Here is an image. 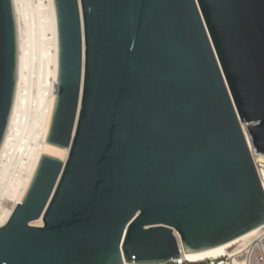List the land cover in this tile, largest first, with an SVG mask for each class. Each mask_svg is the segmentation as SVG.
Returning a JSON list of instances; mask_svg holds the SVG:
<instances>
[{
    "label": "water",
    "instance_id": "95a60500",
    "mask_svg": "<svg viewBox=\"0 0 264 264\" xmlns=\"http://www.w3.org/2000/svg\"><path fill=\"white\" fill-rule=\"evenodd\" d=\"M53 1L69 154L40 156L0 264H166L264 226V0ZM18 65L0 0V149Z\"/></svg>",
    "mask_w": 264,
    "mask_h": 264
},
{
    "label": "bare ground",
    "instance_id": "6f19581e",
    "mask_svg": "<svg viewBox=\"0 0 264 264\" xmlns=\"http://www.w3.org/2000/svg\"><path fill=\"white\" fill-rule=\"evenodd\" d=\"M19 36V65L15 102L0 149V225L22 200L40 156L66 160L69 149L46 142L57 93L58 40L53 0H14ZM243 129L251 142L244 123ZM33 224L41 225L42 220ZM261 231L256 228L219 246L182 255L199 262L230 253L240 242ZM227 264V263H223Z\"/></svg>",
    "mask_w": 264,
    "mask_h": 264
},
{
    "label": "built area",
    "instance_id": "2783aa9c",
    "mask_svg": "<svg viewBox=\"0 0 264 264\" xmlns=\"http://www.w3.org/2000/svg\"><path fill=\"white\" fill-rule=\"evenodd\" d=\"M250 146V145H249ZM251 155L264 190V154L250 146ZM181 251L179 257L166 264H264V226L258 234L247 241L237 243L226 255L207 260L192 262L186 259ZM125 264H130L125 262ZM136 264V263H131Z\"/></svg>",
    "mask_w": 264,
    "mask_h": 264
},
{
    "label": "rangeland",
    "instance_id": "374dc122",
    "mask_svg": "<svg viewBox=\"0 0 264 264\" xmlns=\"http://www.w3.org/2000/svg\"><path fill=\"white\" fill-rule=\"evenodd\" d=\"M243 126V125H242Z\"/></svg>",
    "mask_w": 264,
    "mask_h": 264
}]
</instances>
